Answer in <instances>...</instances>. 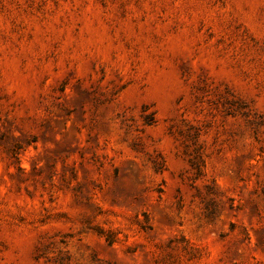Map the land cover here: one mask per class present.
<instances>
[{
	"label": "rangeland",
	"instance_id": "374dc122",
	"mask_svg": "<svg viewBox=\"0 0 264 264\" xmlns=\"http://www.w3.org/2000/svg\"><path fill=\"white\" fill-rule=\"evenodd\" d=\"M0 264H264V0H0Z\"/></svg>",
	"mask_w": 264,
	"mask_h": 264
}]
</instances>
